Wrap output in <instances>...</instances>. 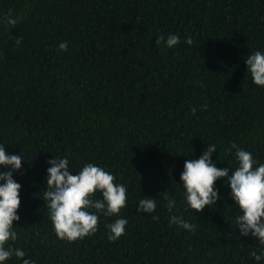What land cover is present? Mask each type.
<instances>
[{
  "label": "trees",
  "instance_id": "trees-1",
  "mask_svg": "<svg viewBox=\"0 0 264 264\" xmlns=\"http://www.w3.org/2000/svg\"><path fill=\"white\" fill-rule=\"evenodd\" d=\"M169 33L180 36L171 49ZM254 50L264 51V0H0V144L28 160L14 173V246L35 264H264L250 255L258 242L239 237L226 178L215 182L223 199L200 212L185 210L178 183L207 143L219 168L235 167L230 142L264 162V87L245 64ZM53 155L126 186L118 240L105 229L115 217L103 216L92 235L57 238L42 200ZM165 193L194 231L169 224ZM145 195L155 213L137 211Z\"/></svg>",
  "mask_w": 264,
  "mask_h": 264
},
{
  "label": "clouds",
  "instance_id": "clouds-1",
  "mask_svg": "<svg viewBox=\"0 0 264 264\" xmlns=\"http://www.w3.org/2000/svg\"><path fill=\"white\" fill-rule=\"evenodd\" d=\"M18 22L11 11L6 17L7 25ZM157 38V43L160 42ZM20 44L21 39H16ZM188 45L193 43L191 37H184ZM164 43L173 48L180 43L178 34L169 33ZM58 49L66 51L67 41H61ZM246 73H250L252 82L264 87V51L254 50L245 57ZM217 152L215 143H207L196 159L185 160L180 172L182 199L185 210L202 211L205 206L216 205L223 199L216 181L226 178L223 183L230 191L228 196L234 202L238 214L235 226L239 237H252L258 242V249L250 255L254 261H264V162L254 158L253 153L230 142L225 149L235 161V167H217L218 159H213ZM22 160H26L21 152L9 153L4 144H0V264H6L11 257H16L21 264H35L26 252L14 246L18 233L14 221H19L18 208L21 203L20 190L22 185L14 178V173H22ZM69 157L54 156L47 159L46 178L44 181L42 200L47 206V214L58 239L69 242L83 239L97 231L98 220L103 217H115L105 224L107 239L116 241L126 232L128 220L120 215L126 206L127 188L115 182V175L103 166L86 162L78 172L69 167ZM98 193V196H97ZM151 197V198H150ZM166 207L170 213L169 224L194 231L196 225L185 220L183 215L173 212L176 200L165 193ZM137 211L147 214L155 213L157 201L152 196H144L137 203ZM153 220L158 216L152 215ZM232 226V225H231Z\"/></svg>",
  "mask_w": 264,
  "mask_h": 264
}]
</instances>
